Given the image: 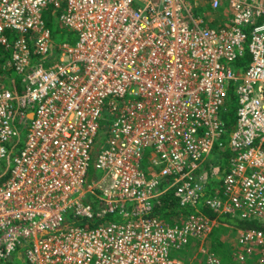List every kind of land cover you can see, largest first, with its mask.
<instances>
[{"label": "built area", "instance_id": "built-area-1", "mask_svg": "<svg viewBox=\"0 0 264 264\" xmlns=\"http://www.w3.org/2000/svg\"><path fill=\"white\" fill-rule=\"evenodd\" d=\"M49 7L75 43L53 46ZM0 47V264H195L181 256L190 246L203 264H225L204 246L218 222L199 202L226 145L227 171L203 206L264 226V0H0ZM91 164L102 175L84 188ZM167 193L191 213L150 216ZM106 213L121 221L75 225ZM234 230L233 261L264 264V232Z\"/></svg>", "mask_w": 264, "mask_h": 264}, {"label": "trees", "instance_id": "trees-1", "mask_svg": "<svg viewBox=\"0 0 264 264\" xmlns=\"http://www.w3.org/2000/svg\"><path fill=\"white\" fill-rule=\"evenodd\" d=\"M53 13H57L54 12ZM53 19V17H52ZM45 26L50 31V35L53 40H60V45L64 43L73 44L74 41V34L76 33L68 31L67 29L63 28L59 22L57 21H50L45 22ZM66 41V42H64ZM73 42V43H72ZM53 46H55L53 44ZM4 47H0V56L6 57L8 53L4 51ZM248 61V56L244 55L242 59L237 60L233 65L235 68L241 70H244L246 67V63ZM18 81V80H17ZM17 85V82H16ZM19 88L16 87L14 90V93L18 94ZM227 104L225 106V111L222 113V122H223V129H224V135L222 140L224 142L227 141V138L230 137L231 133L234 130L235 126V102H234V95L232 93L229 94ZM109 117V116H108ZM21 137V134H20ZM20 137H18L9 147V152L11 154L17 152L21 146ZM225 149L219 152V157L223 158L222 164H220L218 173L209 179L208 188L206 191V194H211L214 189V184L220 183V179L222 175L227 171V162L229 157L231 156L230 149L226 146H224ZM217 151V150H216ZM215 151V153H216ZM12 156V155H10ZM221 162V161H220ZM6 167L4 165L0 166V171L6 172ZM7 178L6 174L0 175V183H2ZM215 182V183H214ZM214 185V186H213ZM205 194V195H206ZM159 204H156L153 206L152 211L150 213V216L160 217L161 219L165 220L168 223H173V220L177 217H184L191 213L190 210L181 208L177 204L176 200L173 198L171 193H167L164 196H162L159 199ZM95 207V205H94ZM200 210L208 215L210 218H216L218 222V226L211 232V234L208 236L206 242H207V248L209 252L215 254L217 257H219L225 264H237L233 261V251L230 249V246L225 243V237L224 233H227L230 229H243V230H262L264 232V226L258 222H241L236 219H233L229 216H216L215 214L211 213L203 205L199 206ZM119 220L118 215L115 213H106L104 216H95L94 220L92 221H82L78 220L75 222L76 226H80L82 228H93L100 224L101 222H110L113 219ZM193 248H188L187 251L184 252V254H187L190 250ZM182 254V258L183 255Z\"/></svg>", "mask_w": 264, "mask_h": 264}, {"label": "rangeland", "instance_id": "rangeland-1", "mask_svg": "<svg viewBox=\"0 0 264 264\" xmlns=\"http://www.w3.org/2000/svg\"><path fill=\"white\" fill-rule=\"evenodd\" d=\"M222 15H223V14H221V15H220V14H217V15L214 17V19H217V20L219 21V22H217L216 26L223 25V22H222V18H223V16H222ZM52 17H53V19H52ZM58 17H59V13H53V9H52L51 7H49V8H48V11H46V12L44 13V15H43V20H44L45 22H49L50 19H51V21H54V20H55V21L58 22ZM46 28H47V27H46ZM47 29H48V28H47ZM7 36L9 37V40H10V41H12L15 37H17V35H16V34H13V33H7ZM76 39H77V35L74 34V41H73V42H75ZM64 42H66V41H64ZM73 42H72V43H73ZM60 43H61V42H60L59 39H58V40H53V44H54L55 46L60 45ZM245 46H247V43H246ZM245 55L248 56V61H249V55H248L247 51H246ZM56 61H57V56L54 58V60H48V58H46L45 60L43 59V66H44V67H49L50 65H52V64H53L54 62H56ZM248 61H247V63H248ZM234 63H235V62H234ZM234 63H233V64H234ZM247 63H246V65H247ZM233 64H232V66L234 67ZM234 68H235V67H234ZM7 76H8V77H14V78H17V76H15L14 73H7ZM5 83H7V82H5ZM234 102H235V109H236V108H237V99H236L235 97H234ZM111 122H112V119L109 118L108 115H104L103 118H102L101 121H100L102 127L108 126ZM24 137H25V130L21 132V137H20V142H21V143H22ZM104 138H105V131H101V132H99V134H98V136H97V138H96V140H95V142H94V144H93V149H92V159H91V162H92V163H93L94 160H95V153L97 152V149H98V147H99V144H100L101 142H103ZM148 153H149V150H146V151H145V155L148 154ZM214 158H217V153H211V154L209 155V157H208L209 160H212V159H214ZM222 161H223V158H221V162H220V164H222ZM141 164H142L143 167L145 166L147 176H149V175H150V172H151L149 166H148L147 164H145V161H142ZM101 175H102V173H101L100 171L95 170L94 167H93V164H91V166H90V168H89V170H88L87 177H86V179H85V185H84V188H85L87 185L91 184V182H92L93 179L99 178ZM214 183H215V182H214ZM214 185H215V186H214ZM214 185H213L214 188H217V187H218V184H214ZM208 196H209V194H206L203 198H201V200H200V202H199V206L203 205L204 201L206 200V198H207ZM118 217H119V216H118ZM118 219H119V220H116V218H115V219H113L112 221H113V222H120V221H121L120 217H119ZM224 237H225V239H224V240H225V243H226L227 245L230 246V249H231V250L233 251V253H234V252H235V249H236L235 245H236V239H237V233H236V230H234V229H230L227 233H224ZM204 246L206 247V250H208V248H207V242H206V241L204 242ZM190 248H191V246L189 247V249H190ZM194 250H195V248L193 247V249L190 250L189 252H187L186 255H183V257L186 258V260H193V263H195V264H203V261H202V259H201V256H197V255H196V252H195ZM208 251H209V250H208ZM15 261H16L17 264H24V263H25L24 260H23L21 257H19V256L16 257Z\"/></svg>", "mask_w": 264, "mask_h": 264}, {"label": "water", "instance_id": "water-1", "mask_svg": "<svg viewBox=\"0 0 264 264\" xmlns=\"http://www.w3.org/2000/svg\"><path fill=\"white\" fill-rule=\"evenodd\" d=\"M29 117H31V115H29Z\"/></svg>", "mask_w": 264, "mask_h": 264}]
</instances>
